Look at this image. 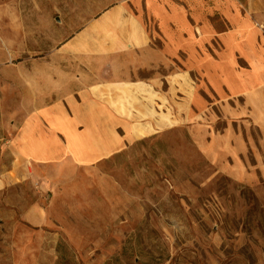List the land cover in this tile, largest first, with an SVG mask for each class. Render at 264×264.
Listing matches in <instances>:
<instances>
[{"label": "rangeland", "instance_id": "374dc122", "mask_svg": "<svg viewBox=\"0 0 264 264\" xmlns=\"http://www.w3.org/2000/svg\"><path fill=\"white\" fill-rule=\"evenodd\" d=\"M148 1L0 0V264H264V127L235 121L245 149L222 152L213 135L231 124L202 72L189 71L196 120L89 165L31 167L16 155L20 121L87 68L81 51L90 34L98 44L103 11L125 4L161 33ZM159 1L182 10L180 33L200 56H217L219 35L244 23L264 42V0ZM188 59L185 50L175 60L187 70ZM179 109L168 107L170 124Z\"/></svg>", "mask_w": 264, "mask_h": 264}, {"label": "crops", "instance_id": "0c3cea01", "mask_svg": "<svg viewBox=\"0 0 264 264\" xmlns=\"http://www.w3.org/2000/svg\"><path fill=\"white\" fill-rule=\"evenodd\" d=\"M145 9L161 33H150L140 14L125 4L102 12L96 23L103 33L97 45L90 34L88 49L81 51H87L82 57L88 65L71 75L72 88L58 90L53 100L39 104L17 125L12 145L19 161L31 167L94 164L139 138L196 120L200 114L192 107L201 109L199 85L190 70L202 72L206 85L224 102L222 113L231 125L213 135L222 152L245 149L233 131L235 121L246 118L264 127V42H259L256 27L244 23L222 32L224 47L217 56H200L192 38L180 33L185 23L179 7L150 0ZM70 45L66 43V52ZM185 50L192 57L187 70L175 60ZM70 52L77 57L80 51ZM236 97H242L237 106L232 104ZM170 105L180 107L172 124Z\"/></svg>", "mask_w": 264, "mask_h": 264}]
</instances>
